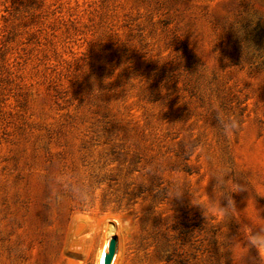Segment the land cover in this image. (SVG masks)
<instances>
[{
	"label": "rangeland",
	"instance_id": "1",
	"mask_svg": "<svg viewBox=\"0 0 264 264\" xmlns=\"http://www.w3.org/2000/svg\"><path fill=\"white\" fill-rule=\"evenodd\" d=\"M110 219L115 264H264V0H0V264Z\"/></svg>",
	"mask_w": 264,
	"mask_h": 264
},
{
	"label": "bare ground",
	"instance_id": "2",
	"mask_svg": "<svg viewBox=\"0 0 264 264\" xmlns=\"http://www.w3.org/2000/svg\"><path fill=\"white\" fill-rule=\"evenodd\" d=\"M118 220V219H116ZM81 227V226H80ZM104 238L97 252V264H104V256L108 251L109 241L112 237L117 238L118 232H120L125 226L119 221H112L111 219L103 224ZM118 241V240H117ZM117 251V244H116ZM115 251V255L112 258L110 264H115L118 254Z\"/></svg>",
	"mask_w": 264,
	"mask_h": 264
},
{
	"label": "water",
	"instance_id": "3",
	"mask_svg": "<svg viewBox=\"0 0 264 264\" xmlns=\"http://www.w3.org/2000/svg\"><path fill=\"white\" fill-rule=\"evenodd\" d=\"M117 238L112 237L109 241L108 251L104 256V264H110L116 251Z\"/></svg>",
	"mask_w": 264,
	"mask_h": 264
}]
</instances>
